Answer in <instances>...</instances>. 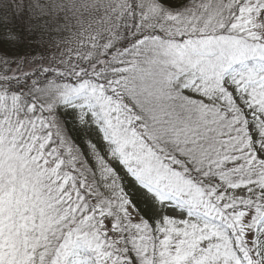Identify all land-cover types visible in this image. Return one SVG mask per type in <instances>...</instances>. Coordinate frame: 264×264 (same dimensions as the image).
Instances as JSON below:
<instances>
[{
    "label": "snow or ice",
    "instance_id": "6c2138e0",
    "mask_svg": "<svg viewBox=\"0 0 264 264\" xmlns=\"http://www.w3.org/2000/svg\"><path fill=\"white\" fill-rule=\"evenodd\" d=\"M0 264H264V0H0Z\"/></svg>",
    "mask_w": 264,
    "mask_h": 264
}]
</instances>
